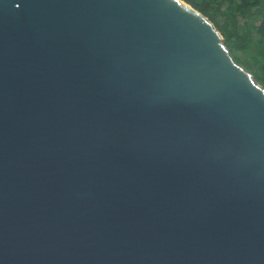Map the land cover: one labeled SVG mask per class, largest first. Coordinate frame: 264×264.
Segmentation results:
<instances>
[{"label":"water","instance_id":"obj_1","mask_svg":"<svg viewBox=\"0 0 264 264\" xmlns=\"http://www.w3.org/2000/svg\"><path fill=\"white\" fill-rule=\"evenodd\" d=\"M0 264H264V87L183 0H0Z\"/></svg>","mask_w":264,"mask_h":264},{"label":"trees","instance_id":"obj_2","mask_svg":"<svg viewBox=\"0 0 264 264\" xmlns=\"http://www.w3.org/2000/svg\"><path fill=\"white\" fill-rule=\"evenodd\" d=\"M221 33L231 55L264 87V0H183ZM246 54L251 63H245Z\"/></svg>","mask_w":264,"mask_h":264},{"label":"rangeland","instance_id":"obj_3","mask_svg":"<svg viewBox=\"0 0 264 264\" xmlns=\"http://www.w3.org/2000/svg\"><path fill=\"white\" fill-rule=\"evenodd\" d=\"M242 57H243L242 60H243L245 63H251L250 59H248V57H247L246 54H242ZM243 66H244V65H243Z\"/></svg>","mask_w":264,"mask_h":264}]
</instances>
